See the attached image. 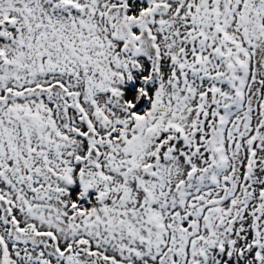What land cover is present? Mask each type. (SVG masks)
I'll use <instances>...</instances> for the list:
<instances>
[{"label":"snow or ice","instance_id":"1","mask_svg":"<svg viewBox=\"0 0 264 264\" xmlns=\"http://www.w3.org/2000/svg\"><path fill=\"white\" fill-rule=\"evenodd\" d=\"M0 264H264V0H0Z\"/></svg>","mask_w":264,"mask_h":264}]
</instances>
